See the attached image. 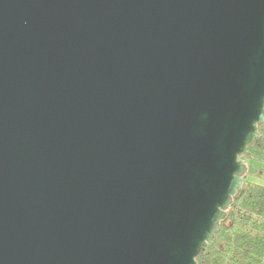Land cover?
Here are the masks:
<instances>
[{"label": "water", "instance_id": "obj_1", "mask_svg": "<svg viewBox=\"0 0 264 264\" xmlns=\"http://www.w3.org/2000/svg\"><path fill=\"white\" fill-rule=\"evenodd\" d=\"M264 123V0H0V264H196Z\"/></svg>", "mask_w": 264, "mask_h": 264}, {"label": "trees", "instance_id": "obj_2", "mask_svg": "<svg viewBox=\"0 0 264 264\" xmlns=\"http://www.w3.org/2000/svg\"><path fill=\"white\" fill-rule=\"evenodd\" d=\"M241 156L254 165L257 182L243 179L213 240L196 264H264V123ZM253 163V164H252Z\"/></svg>", "mask_w": 264, "mask_h": 264}, {"label": "rangeland", "instance_id": "obj_3", "mask_svg": "<svg viewBox=\"0 0 264 264\" xmlns=\"http://www.w3.org/2000/svg\"><path fill=\"white\" fill-rule=\"evenodd\" d=\"M239 160L244 163L245 165H249L250 163L247 162V161H244L241 157L239 158ZM253 164V163H252ZM255 166L254 165H251V167L248 169V166H247V171L243 177V179H245L246 181H250V182H257V179L255 178L254 174H255V171L256 169L254 168ZM244 181V180H243Z\"/></svg>", "mask_w": 264, "mask_h": 264}]
</instances>
